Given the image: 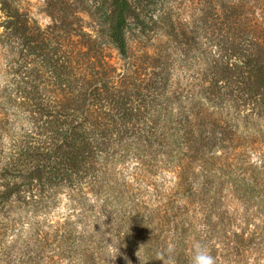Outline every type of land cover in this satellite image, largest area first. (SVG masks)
Listing matches in <instances>:
<instances>
[{
    "label": "rangeland",
    "instance_id": "obj_1",
    "mask_svg": "<svg viewBox=\"0 0 264 264\" xmlns=\"http://www.w3.org/2000/svg\"><path fill=\"white\" fill-rule=\"evenodd\" d=\"M130 1L122 58L104 16L112 0H17L30 22L17 40L16 68L9 46L0 50L1 79L16 74L27 91L60 96L99 73L93 86L127 90L120 95L128 101L111 111L118 123L114 153L94 150L72 184L52 178L45 199L24 206L16 226L0 231V264H193L197 250L215 253V264H235L236 248L237 254L251 248L244 198L225 160L264 133L236 129L255 126L247 123V106L239 118L233 109L194 104L195 78L206 65L194 43L179 42L181 34L191 39L208 5ZM212 5L236 9L242 22H264L261 0ZM182 161L190 165L178 167Z\"/></svg>",
    "mask_w": 264,
    "mask_h": 264
},
{
    "label": "trees",
    "instance_id": "obj_2",
    "mask_svg": "<svg viewBox=\"0 0 264 264\" xmlns=\"http://www.w3.org/2000/svg\"><path fill=\"white\" fill-rule=\"evenodd\" d=\"M202 1L208 7L196 21L191 39L181 34L179 40L194 43L199 64L206 65L195 78L198 90L193 91L196 96L192 101L212 109H233L240 112L239 118H243V108L247 106L251 117L247 123L254 124V128H242L239 124L235 127L250 131V136H259L264 133V22H242L236 9L230 7L218 12L212 5L214 0ZM131 10L130 0H112L111 9L104 12L105 21L111 23L110 39L122 58L128 57ZM29 20L17 0H0V29L3 30L0 50L9 46L10 50L5 51L13 56L12 68L18 65L15 62L19 53L17 40L22 35V26L29 24ZM15 75L14 79L8 73L4 79L0 78V231L16 224L24 215V206L45 199L46 186L52 178L72 184L81 163L94 150L114 153L112 137L118 135V123L111 111L121 110L128 101L120 95L128 94L127 90L116 89L115 85L93 86L99 73L83 77L81 88H71L60 96L37 88L27 91ZM76 78L72 76L71 83ZM202 94L205 97L199 96ZM225 164L230 180L244 198L243 223L247 226L245 232L251 247L239 254L236 248L233 259L235 264H262L264 136L257 144L234 147ZM184 165L190 164L182 161L178 167ZM201 167L206 170L203 164ZM60 191L61 188H56L57 194ZM3 244H0V255ZM208 254L215 261L216 254Z\"/></svg>",
    "mask_w": 264,
    "mask_h": 264
},
{
    "label": "clouds",
    "instance_id": "obj_3",
    "mask_svg": "<svg viewBox=\"0 0 264 264\" xmlns=\"http://www.w3.org/2000/svg\"><path fill=\"white\" fill-rule=\"evenodd\" d=\"M193 264H215V261L213 257L207 252L203 250H197Z\"/></svg>",
    "mask_w": 264,
    "mask_h": 264
}]
</instances>
